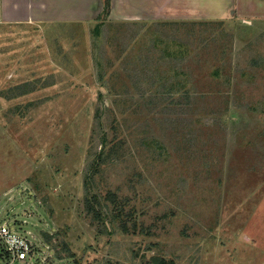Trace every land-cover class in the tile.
I'll return each instance as SVG.
<instances>
[{
	"label": "rangeland",
	"instance_id": "1",
	"mask_svg": "<svg viewBox=\"0 0 264 264\" xmlns=\"http://www.w3.org/2000/svg\"><path fill=\"white\" fill-rule=\"evenodd\" d=\"M263 2L0 24V205L64 240L53 264H264Z\"/></svg>",
	"mask_w": 264,
	"mask_h": 264
},
{
	"label": "crops",
	"instance_id": "2",
	"mask_svg": "<svg viewBox=\"0 0 264 264\" xmlns=\"http://www.w3.org/2000/svg\"><path fill=\"white\" fill-rule=\"evenodd\" d=\"M258 0H110L117 20H206L235 17ZM264 9V2L262 3ZM103 0H0V24L33 26L42 31L74 29L95 21ZM264 11V10H263Z\"/></svg>",
	"mask_w": 264,
	"mask_h": 264
},
{
	"label": "built area",
	"instance_id": "3",
	"mask_svg": "<svg viewBox=\"0 0 264 264\" xmlns=\"http://www.w3.org/2000/svg\"><path fill=\"white\" fill-rule=\"evenodd\" d=\"M20 202L23 204V199ZM6 205H0V264H53L58 260L53 233L36 226L32 210L24 208L18 215L14 206ZM25 210H30L32 217L25 216ZM45 234L52 239L48 241Z\"/></svg>",
	"mask_w": 264,
	"mask_h": 264
},
{
	"label": "trees",
	"instance_id": "4",
	"mask_svg": "<svg viewBox=\"0 0 264 264\" xmlns=\"http://www.w3.org/2000/svg\"><path fill=\"white\" fill-rule=\"evenodd\" d=\"M103 12L105 13V15H108V12H109V7H110V0H103ZM102 12V13H103ZM103 154V152H99V158L100 156ZM97 162V161H96ZM90 184L89 183H85V191H88L90 188H89ZM105 198H107L109 201L111 202H115L116 199H115V196L113 193H111L109 190L107 191L106 195H105ZM84 208L86 210V212L91 215V217L95 220H102V219H108L107 218V215L103 212V208H102V203L101 201L97 198V196H95L94 194L92 195H89L87 194L84 198ZM117 207L116 210H114V213L118 216H122V213L123 211L121 210V208L117 205L115 206ZM114 218V215L112 216ZM112 218V219H113ZM108 223H110V221L107 220V223H104L105 224V227L108 228ZM120 227L121 229H123L124 231H126L127 229V223H126V220H123L121 219L120 220ZM45 237L48 241H50L52 239V236L49 235V234H45ZM58 246H61V250H57L56 251V254L59 258H70L73 254L71 252V250L65 246V242L64 240H59L58 242H56V238H55V243H54V248L56 250V248ZM65 253V256L64 254ZM155 261L158 263L159 261L162 262L163 260H159L158 261V258H154ZM157 259V260H156Z\"/></svg>",
	"mask_w": 264,
	"mask_h": 264
}]
</instances>
